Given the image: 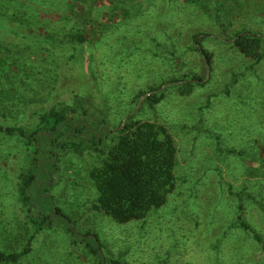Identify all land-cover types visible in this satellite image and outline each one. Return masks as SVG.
<instances>
[{
  "label": "rangeland",
  "instance_id": "374dc122",
  "mask_svg": "<svg viewBox=\"0 0 264 264\" xmlns=\"http://www.w3.org/2000/svg\"><path fill=\"white\" fill-rule=\"evenodd\" d=\"M7 1L0 0V5L10 8L9 13L36 12L40 28L35 23L29 27L42 38L38 42L41 47L29 39L11 45L9 52L2 51L23 66L24 74L29 76L26 80L36 88L33 94L30 88L10 79L0 84V115L10 117L15 124L32 126L37 122L35 112H43L58 100L67 99L59 93L54 92L52 97L49 93V82L54 76L55 84L62 90L76 83L68 56L59 54V47L52 51L49 38L54 35V40L61 42L67 33L78 28L88 38L83 50L87 74L83 84L94 88V98L105 109V120L113 130L118 127L119 117L130 108L128 101L132 95L139 88L158 84L161 76L183 75L188 69H196L202 77L207 76L210 90L213 88L217 95L211 101L212 106L198 114L204 123L194 130L183 129L184 124L190 127L191 121L192 124L196 121V118L185 120L184 114L194 115L191 104L199 99L190 96L186 100L178 95L176 88L158 105L136 115L137 121L152 120L165 125L178 148L176 187L167 204L145 220L118 224L93 209L96 195L85 176L95 164L92 157L83 158L82 164H77L75 157L63 159L59 163L60 173L50 175L56 179L54 185L38 187L34 196L47 195L52 206L75 221L78 234H95L102 244L106 264H112L110 259L120 264H264V155L260 154V144H264V108L260 102L261 97L264 99V62L256 67V74L252 73L259 81L254 91L262 92V96L254 99L257 100L254 105L246 104L255 79L247 73L243 80L240 78L250 61L233 49L231 41L238 32L264 37L261 13L264 2L199 0L205 8H196L188 6L185 0H84L72 10L65 4L53 9L46 8V3L40 4L42 8L35 5L41 0L30 5L25 2L21 9H15ZM126 4L136 5L130 17L119 10L128 7ZM84 7L85 16L78 17ZM95 12L100 15L95 17ZM111 13H114L112 24L119 19L125 23L121 28L106 27ZM193 34L205 37L204 48L211 60L207 74L199 54L184 52L192 47ZM46 35L50 37L45 38ZM153 38L161 46L151 41L148 49ZM171 46L182 57L174 61L177 71L160 62ZM6 61L11 63L9 59ZM232 76L239 81L232 82ZM229 82L231 85L227 87ZM9 85L15 89L12 93L18 99L17 105L8 101L7 93L1 91H7ZM19 100L23 103L19 104ZM137 112L138 107L132 115ZM127 117L122 119V126ZM0 124L6 125L1 116ZM230 144V150H240L244 156L240 151L227 152ZM20 149L14 141L0 136V231H7L0 248L9 251L22 250L33 233L24 226L15 198L21 161L26 155ZM252 169L256 171L250 172ZM240 206L244 221L263 243H257L238 226ZM29 245L31 252L19 264H98L85 246L60 225L41 230Z\"/></svg>",
  "mask_w": 264,
  "mask_h": 264
},
{
  "label": "trees",
  "instance_id": "16d2710c",
  "mask_svg": "<svg viewBox=\"0 0 264 264\" xmlns=\"http://www.w3.org/2000/svg\"><path fill=\"white\" fill-rule=\"evenodd\" d=\"M22 1L8 0L7 2L13 3L12 7L15 9L18 7L21 9L25 2L30 5L33 1L36 2L38 0ZM185 1L188 6L194 7L195 5L196 8H205L199 0ZM262 1L264 2V0ZM85 2H90V0H85ZM36 3L35 5L39 6L46 3V8L52 9L57 8L58 5L65 4L73 10L74 8L77 9V4L81 5L84 3V0H41V2ZM117 4H114V6H117ZM126 5L128 7H122L119 10L130 17L132 11H135L136 5ZM263 8L261 13L264 15ZM9 9H6L4 5H0V34L3 33L2 37H0V55L2 54L5 57L0 56V84L2 81L8 82L10 79V82L15 81L22 86L30 88V92L34 94L36 92L35 85L29 84V81L26 80L29 76L24 74L23 66H20L16 60H11L13 57L2 51L9 52L8 48L11 45L21 44L22 41L29 39L35 40V46L41 47L38 42H41L42 38L37 31H32L29 27L34 23L39 27V19H37L34 10L31 15L30 12L25 11L23 13L24 11H21L18 13L16 10L13 13H9ZM178 9L176 8L177 11ZM85 12L86 9L84 7L78 17L85 16ZM93 12L94 9H92ZM113 14L111 13L110 21L106 24L109 30L112 28L119 29L125 24L120 19L118 23L112 24ZM99 15L100 13H94L95 17ZM30 20H32V23L28 22ZM85 21L91 23V20L85 19ZM172 23L174 24L173 18ZM5 26L9 27L4 29ZM48 36L46 35L45 38H48ZM54 37L53 35L50 37L53 39L49 38L52 51L59 47L61 51L59 54L68 56V62L72 64L74 69L73 78H75L76 83L68 90H62V87L59 88V85L55 84L56 77L54 76L52 81L49 82L48 89H50L51 97L56 92V94L59 93V95L67 97V99L58 100V102L50 105L43 112H35L37 122L29 127L15 124L10 117L3 114L0 115L6 121V125L0 124V136L14 141L18 149L21 148L26 153L25 160L21 161L20 174L15 185V198L23 214L24 226L33 230L22 250L9 251L0 248V264H19L31 252L30 240L35 238L36 234L41 230L52 229L58 225L65 229L68 234L78 239L79 244L85 246L90 256L96 259L98 264H106L107 259L102 252V244L98 237L90 232L78 234L74 226L75 221L55 207V205L52 206L47 195L34 196L36 194L35 189L41 186L47 188L54 185L53 182L56 179L53 176L50 177V175L60 173L59 163L63 159L75 157L78 160L76 161L77 164H82L81 160L83 158L92 157L95 164L87 170L85 176L91 183L96 195L93 209L118 224L145 220L150 213L159 211L167 204L171 193L176 187L175 169L177 166L178 148L175 137L165 125H160L152 120L137 121L136 115L144 112L147 107L151 109L158 105L164 100L166 94L169 95L170 91L176 88L178 95L184 96L186 100H189L187 98L190 96L195 97L197 100L199 99L191 104L194 115L183 112L185 113V120L196 118V121L193 120L194 124L190 120V127L184 124L183 129L190 128L194 130L204 123L203 117L198 114H203L206 109L210 108L212 106L211 101L217 96L213 88L210 90L209 80L206 81L205 78L206 75L202 77L196 69H188L189 72L183 75L170 74L161 76V81L158 84L139 88L132 95L128 101L130 108L126 110V115H124H128L126 121L122 126L124 116L121 118V115L118 119V127L115 126L116 129L113 130L109 127L108 121L105 120V109L94 98V88L83 84V81L87 79L85 76L87 74L83 50L88 38L80 28L67 33V39L64 37L60 40L61 42H56ZM191 37L192 47H187L184 52L185 54L188 52L199 54L203 59L205 73L207 74L211 60L208 51L204 48L205 44L203 41L205 37L200 34H193ZM151 41L156 46H161L153 38L150 39L148 49L151 47ZM231 41L233 49L236 48L238 50L236 52L242 58L250 61V64L244 67L240 78L243 80L247 75L254 77L255 81L250 86L251 88L254 84V88L248 93V102L246 103L254 105L255 101H257L254 99L259 100V95L262 96L260 94L262 92L254 91L255 85L259 81L258 77L253 74L257 73L256 67L264 62V37L256 33L238 32ZM175 49V47H172L167 50L160 57V62H166L173 70L177 71L174 61L182 57ZM45 51L48 50L46 49ZM137 51V49H134V52ZM147 53L151 52L147 51ZM59 54L57 56H61ZM8 59L11 63H7L6 60ZM237 81L239 79L233 77L232 82ZM26 82L28 83L27 85H25ZM229 84L231 85L229 82L227 87L230 86ZM11 87L12 85H9L7 91L5 89L1 91L3 94L7 93L8 101L17 105L18 99L15 98V93H12L15 89L12 90ZM196 92H198L197 95H194ZM140 99L143 101L140 102ZM20 100L19 104L23 103ZM260 102L264 108L263 97H261ZM137 107L138 112L132 115V112ZM207 134L210 135V132ZM230 143L232 142L230 141ZM229 146H232V144L227 146V152L232 154L239 153L238 151L240 150H230ZM260 146L262 148L260 154L264 155V144L261 142ZM21 149L20 151H22ZM240 152L243 157L244 153ZM70 161L74 162L73 159H70ZM254 171L256 170L252 169L250 172ZM49 204L51 207H49ZM240 208L241 206L239 207L240 213L236 219L238 226L243 231L248 232L257 243H263L261 238L254 232V229L244 221ZM262 208L264 209V199ZM5 232L7 231H0V242H3L7 235ZM110 262L112 264H120L115 259H110Z\"/></svg>",
  "mask_w": 264,
  "mask_h": 264
}]
</instances>
